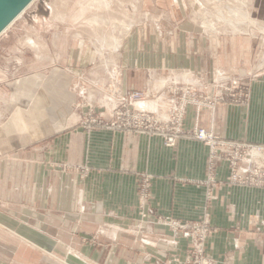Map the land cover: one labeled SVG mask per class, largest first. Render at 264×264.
I'll return each mask as SVG.
<instances>
[{
    "label": "crops",
    "instance_id": "crops-1",
    "mask_svg": "<svg viewBox=\"0 0 264 264\" xmlns=\"http://www.w3.org/2000/svg\"><path fill=\"white\" fill-rule=\"evenodd\" d=\"M252 1L264 20V0ZM177 35L186 40L177 43L174 31L157 29L126 40L114 76L118 96L92 102L94 115L109 119L122 99L144 93L137 108L167 117L179 97L172 90L193 89L214 103L199 114L188 106L186 130L199 124L220 138L264 146V31L234 44L211 43L196 28ZM232 73L246 98L217 100L226 85L220 75ZM57 106L61 111L63 100ZM87 112L69 114L65 124L44 114L47 134L1 159L5 259L22 264L30 250L33 259L64 264H185L191 240L171 229L174 220L210 225L211 264H264V189L232 183L225 162L208 182L202 142L180 139L168 147L160 136L88 128L81 123Z\"/></svg>",
    "mask_w": 264,
    "mask_h": 264
},
{
    "label": "rangeland",
    "instance_id": "rangeland-1",
    "mask_svg": "<svg viewBox=\"0 0 264 264\" xmlns=\"http://www.w3.org/2000/svg\"><path fill=\"white\" fill-rule=\"evenodd\" d=\"M259 8L252 0H36L0 37V161L25 152L47 134L42 126L46 113L63 124L69 114L84 109V126L95 118L109 120L96 117L97 106L90 105L118 96L116 65L124 58L126 40L136 32L174 31L175 42L182 43L186 37L177 34L196 28L211 43L226 38L234 44L235 38L247 41L254 29L264 31V20L255 13L262 12ZM235 76L220 78L228 88H246L235 83ZM29 252L18 262H66L36 260ZM0 264L15 263L0 252Z\"/></svg>",
    "mask_w": 264,
    "mask_h": 264
},
{
    "label": "built area",
    "instance_id": "built-area-1",
    "mask_svg": "<svg viewBox=\"0 0 264 264\" xmlns=\"http://www.w3.org/2000/svg\"><path fill=\"white\" fill-rule=\"evenodd\" d=\"M172 91L179 97L171 101L167 118L137 108L135 104L144 99V93H132L114 108L109 120L95 118L91 122L86 121V127L160 136L168 147L176 146L180 139L202 142L209 149L208 182L216 181L214 172L217 165L225 162L229 165L232 183L264 189V146L220 138L199 124L193 130H186L184 118L188 106L194 105L199 114L204 105L213 106L214 101L208 96H198L193 89L174 88ZM245 98L246 88L235 90L225 85L224 93L217 100L242 102ZM168 225L191 240L185 264H211L205 247L211 230L208 223H181L171 220Z\"/></svg>",
    "mask_w": 264,
    "mask_h": 264
},
{
    "label": "bare ground",
    "instance_id": "bare-ground-1",
    "mask_svg": "<svg viewBox=\"0 0 264 264\" xmlns=\"http://www.w3.org/2000/svg\"><path fill=\"white\" fill-rule=\"evenodd\" d=\"M36 0H29L26 1L25 6L19 10V12L13 16L10 19H7L6 17H3L4 15H0V37L8 30V28L14 24V22L22 16V14L35 2ZM246 1V0H245ZM13 8V6L9 5L7 2L5 3L4 10L10 11ZM34 43V42H33Z\"/></svg>",
    "mask_w": 264,
    "mask_h": 264
},
{
    "label": "water",
    "instance_id": "water-1",
    "mask_svg": "<svg viewBox=\"0 0 264 264\" xmlns=\"http://www.w3.org/2000/svg\"><path fill=\"white\" fill-rule=\"evenodd\" d=\"M26 1L29 0H20L19 3H9L8 0H0V8L3 10L4 12V17H6L7 19H10V17L12 18L13 16H15L20 9H22L25 6ZM8 3L9 5L13 6V8L10 11H5L4 7H5V3Z\"/></svg>",
    "mask_w": 264,
    "mask_h": 264
}]
</instances>
